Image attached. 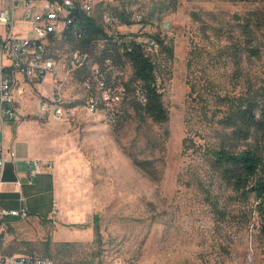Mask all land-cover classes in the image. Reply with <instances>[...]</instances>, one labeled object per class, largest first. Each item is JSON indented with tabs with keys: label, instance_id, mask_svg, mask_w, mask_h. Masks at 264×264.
<instances>
[{
	"label": "rangeland",
	"instance_id": "1",
	"mask_svg": "<svg viewBox=\"0 0 264 264\" xmlns=\"http://www.w3.org/2000/svg\"><path fill=\"white\" fill-rule=\"evenodd\" d=\"M93 2L95 18L102 23L103 12L115 14L123 34L129 30L120 14L130 20L143 11L148 34L173 48L170 56L159 55L160 48L152 53L169 120L157 124L127 110L113 118L97 77L89 92L72 72L79 58L73 63L72 43L50 44L64 86L62 111L74 116L56 119L53 104L42 111L51 108L53 117L38 111L39 95L51 90L46 85L28 94L26 118L55 164L61 208L45 218L54 208L49 195L48 209L37 212L44 218L0 224V254L57 264H264V206L254 198L229 201L212 167L227 133L222 118L264 76V60L243 46L248 18L264 17V0ZM19 27L28 32L27 24ZM210 200L226 219L215 216Z\"/></svg>",
	"mask_w": 264,
	"mask_h": 264
},
{
	"label": "trees",
	"instance_id": "2",
	"mask_svg": "<svg viewBox=\"0 0 264 264\" xmlns=\"http://www.w3.org/2000/svg\"><path fill=\"white\" fill-rule=\"evenodd\" d=\"M120 16L126 24L131 23L125 13ZM74 18L70 25L72 30L64 42H71L75 49L73 63L78 53L80 56L85 52L88 57L80 66L76 62L72 69L75 76L83 83L90 80L94 88L92 69L97 66L103 70L107 86L122 88L117 117L127 110L157 124L168 122L169 111L162 99L157 62L146 44L134 40L120 45L94 15L76 14ZM246 25L244 50L248 56L264 60V17L254 13ZM153 36L159 43V55H172L173 48L169 43L158 35ZM101 91L106 92V84ZM231 105L221 120L227 133L214 151L212 167L225 189L230 191L229 201L248 204L254 198L264 206V76L256 83H249L246 91ZM137 163L148 170L144 162ZM209 203L217 218L226 219L227 212L219 207L218 201L210 200ZM260 210L264 213V209Z\"/></svg>",
	"mask_w": 264,
	"mask_h": 264
},
{
	"label": "built area",
	"instance_id": "3",
	"mask_svg": "<svg viewBox=\"0 0 264 264\" xmlns=\"http://www.w3.org/2000/svg\"><path fill=\"white\" fill-rule=\"evenodd\" d=\"M88 5L95 4L92 0H48L43 4H38L37 0H0V25L6 29V36L0 39V45L3 60L4 58L7 60L2 61L0 66V119L3 123L15 119L21 109V103L15 94L21 77L29 78L45 89L48 80L52 81L51 90L39 96L40 111L44 110L45 104H54L56 119L70 120L74 116V110L70 108L69 111H62V104L66 102L63 95L64 86L61 79H58L59 67L56 59L50 54L49 46L58 40L67 39L68 33L72 30L70 21H74L76 14L88 16ZM20 9H23L22 19L29 26V34L17 31V16ZM103 14L104 28L111 37H118V44L137 40L144 42L149 52H158V40L148 34L149 18L143 11L132 12L131 23L126 24L129 30L126 34L119 32V18L115 14L108 11ZM29 39H38V46H29ZM128 49L130 50V47ZM38 51H45V58H38ZM92 77H97V83L106 84V105L111 107L110 115L116 118L118 116L116 106L122 99V88L107 86L103 70L97 66L92 69ZM83 84L87 86L89 92L95 89L90 88V80ZM11 154L15 156L14 151ZM6 162V150L0 147V188ZM49 165L53 167L51 162ZM44 168L45 163L37 160L35 166L29 168V174L33 176ZM51 213H58L56 206ZM7 217L26 219L29 212L26 208L9 210L0 206V224H3ZM0 264H57V262L51 257L0 254Z\"/></svg>",
	"mask_w": 264,
	"mask_h": 264
},
{
	"label": "crops",
	"instance_id": "4",
	"mask_svg": "<svg viewBox=\"0 0 264 264\" xmlns=\"http://www.w3.org/2000/svg\"><path fill=\"white\" fill-rule=\"evenodd\" d=\"M45 1L48 0H37V3L43 4ZM22 14L23 9H20L17 16V31L29 34V26L23 21ZM22 23L27 24L28 32H25L22 28L19 29V25L21 26ZM5 36L6 29L0 25V39ZM2 61L7 62L5 58L3 60L2 47L0 45V66ZM47 85L52 88L53 84L50 79ZM38 86L40 85L29 78L21 77L20 83L15 88L16 99L21 103V109L13 120H7L3 123L0 119V147H4L6 150L7 159L0 188V206L9 210L26 208L29 212V217L32 218H44L38 217L37 212L48 209L49 200L47 201V197L49 195L51 196L53 207L57 206L61 208V203L58 202L61 189L59 190V179L55 170V164L50 160L44 145L38 139L36 125L33 121L26 118L28 114L27 107L30 102L28 94L32 89H38ZM25 92H27V96L24 94ZM24 97L25 100H23ZM37 102L39 112L43 114L49 113L53 117L51 108L47 112H42L39 108V98ZM12 151L15 152V156L11 154ZM37 160L43 161L45 168L41 172L31 176L29 168H33ZM49 162L53 164V167L49 165ZM52 209L47 211L48 213L45 218L49 217ZM77 218L71 215L72 220ZM18 219L21 218L7 217L3 224Z\"/></svg>",
	"mask_w": 264,
	"mask_h": 264
},
{
	"label": "bare ground",
	"instance_id": "5",
	"mask_svg": "<svg viewBox=\"0 0 264 264\" xmlns=\"http://www.w3.org/2000/svg\"><path fill=\"white\" fill-rule=\"evenodd\" d=\"M94 12V5H88V16H93ZM103 20V24H104V16H102ZM72 21H70V25H71ZM114 41H117L118 42V37H113ZM29 46H38V39H29ZM38 58H45V51H38ZM87 55L84 54V55H80L78 60L79 62H77L78 66L82 65L85 60L87 59ZM60 78V75H59V69H58V79ZM98 89H102L104 88L105 84L104 83H98ZM90 88H92L91 86V83H90ZM103 98L106 99V92L103 93ZM93 99L91 98V102H94L92 101ZM106 101V100H105ZM46 105L44 106V108H46ZM54 105V104H53Z\"/></svg>",
	"mask_w": 264,
	"mask_h": 264
},
{
	"label": "water",
	"instance_id": "6",
	"mask_svg": "<svg viewBox=\"0 0 264 264\" xmlns=\"http://www.w3.org/2000/svg\"><path fill=\"white\" fill-rule=\"evenodd\" d=\"M164 27L167 29L168 28V24H165Z\"/></svg>",
	"mask_w": 264,
	"mask_h": 264
}]
</instances>
